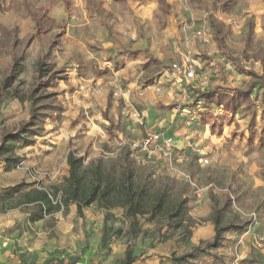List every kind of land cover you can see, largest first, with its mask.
<instances>
[{"label": "rangeland", "instance_id": "1", "mask_svg": "<svg viewBox=\"0 0 264 264\" xmlns=\"http://www.w3.org/2000/svg\"><path fill=\"white\" fill-rule=\"evenodd\" d=\"M199 29L210 31L208 43L194 36ZM142 35L150 52L135 48ZM12 50L26 58L0 94V142L29 119L40 54L59 78L37 94L50 105L38 133L7 154L9 166L0 157V243L29 264H121L128 251L132 264H264V240L256 244L264 238V0H0V81ZM118 88L127 99L113 96ZM237 89L249 93L231 112L223 104L233 105ZM149 108L168 119L186 161L130 150L128 141L160 132ZM68 151L82 157L87 182L97 165L117 180L127 158L148 212L128 215L98 199L80 212L69 203L46 213L26 202L30 189L60 199ZM214 207L231 228L211 248Z\"/></svg>", "mask_w": 264, "mask_h": 264}, {"label": "trees", "instance_id": "2", "mask_svg": "<svg viewBox=\"0 0 264 264\" xmlns=\"http://www.w3.org/2000/svg\"><path fill=\"white\" fill-rule=\"evenodd\" d=\"M29 14L34 21L36 30L42 29L41 21L37 17L36 12L31 10ZM217 39L219 46L222 47L223 39L221 37ZM25 58V52L17 53L14 50L11 51V62L7 67L6 75L0 81V94L3 90L9 88L15 78L22 72ZM44 59L45 54H40L36 64L34 90L31 97H29L31 108L28 121L22 123L16 131L8 132L2 136L0 142V157L4 158L7 166L12 162V159L8 157L7 154L12 153L15 147L20 143H30V136H34L38 133L44 120L48 117L50 105L39 103L44 98H48L49 95L37 94L53 86L56 83V79L59 77L56 76L58 71H53L51 68L45 67L46 63H44ZM246 72L251 76L258 77L256 72L252 70ZM44 76H46V79H43ZM259 78L263 81L262 84L264 87V72ZM248 93L249 89L245 91L237 89L235 95L230 97V99L234 101L233 105L224 103L223 107H225L226 110L234 112L239 105V96ZM66 160L68 164V176L60 189V199H56V202L53 203V199L50 197L52 194L45 189H30L24 193L25 196H27L26 202H40L44 206L46 213L59 209L61 205L67 206L69 203H75L77 205V211L80 212L81 207L88 206L98 199L105 208L113 207L118 204L127 206L128 215H135L136 212H148L146 209V202L142 199L141 193L135 185L134 170L130 166L127 158L121 160V172L117 180L110 179L109 175L103 172L100 165H97L93 169L91 179L88 182L81 169L82 157H77L72 151H68ZM52 196L55 197L56 194L53 193ZM213 210L214 236L206 245L211 248H216L221 245L224 240V232L229 230L231 226H221L220 221L222 213L216 207H214ZM133 261L132 253L128 251L121 264H132Z\"/></svg>", "mask_w": 264, "mask_h": 264}, {"label": "built area", "instance_id": "3", "mask_svg": "<svg viewBox=\"0 0 264 264\" xmlns=\"http://www.w3.org/2000/svg\"><path fill=\"white\" fill-rule=\"evenodd\" d=\"M183 9L185 11L188 10V7L183 5ZM233 26L238 27V21L236 19H230L229 21ZM123 35L127 36L131 40L136 39V35L132 33H128L127 31L123 32ZM194 36L202 44H206L211 39V33L209 30H196ZM185 77L188 80L195 81L197 79V73L192 64H188L185 69ZM206 84L207 81L203 82ZM113 96L119 97L122 99H127L128 91L123 90L122 88H118L113 91ZM186 97H189L188 95ZM130 150L133 153H144L150 155L152 152L157 149L162 151L163 154L169 159L173 161H186L187 154L184 151H181L180 148L175 144V139L173 135L165 136L162 132H151L145 133L138 139H132L127 142ZM200 165H207L209 163V159L205 154L200 155L199 157ZM264 238L261 236L256 240V244L260 246Z\"/></svg>", "mask_w": 264, "mask_h": 264}, {"label": "crops", "instance_id": "4", "mask_svg": "<svg viewBox=\"0 0 264 264\" xmlns=\"http://www.w3.org/2000/svg\"><path fill=\"white\" fill-rule=\"evenodd\" d=\"M127 32L132 33L129 31ZM135 48L143 49L147 52H150L148 51L149 40L145 35H142L141 40L137 43ZM194 65H197V62H194ZM151 109L152 108L147 109L144 115L147 117L146 119L148 120V123H152V128L156 129V131L162 132L165 136L173 135V132L169 128L168 119L166 117L160 116L159 114L157 115V113H154V111H152ZM20 252L21 250H17L16 252H14L13 247L10 244L0 243V264H29V260H26L25 256H21ZM75 264L84 263L82 261H77ZM245 264L247 263L245 262Z\"/></svg>", "mask_w": 264, "mask_h": 264}]
</instances>
